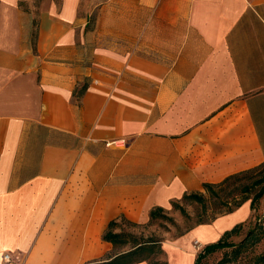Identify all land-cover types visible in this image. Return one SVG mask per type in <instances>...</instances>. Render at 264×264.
<instances>
[{"label":"crops","instance_id":"obj_1","mask_svg":"<svg viewBox=\"0 0 264 264\" xmlns=\"http://www.w3.org/2000/svg\"><path fill=\"white\" fill-rule=\"evenodd\" d=\"M262 163L264 0H0V264L99 260L119 215Z\"/></svg>","mask_w":264,"mask_h":264},{"label":"trees","instance_id":"obj_2","mask_svg":"<svg viewBox=\"0 0 264 264\" xmlns=\"http://www.w3.org/2000/svg\"><path fill=\"white\" fill-rule=\"evenodd\" d=\"M84 90H80V95ZM79 95V96H80ZM264 167V163L260 166L248 171L230 175L217 184H202L204 192L210 197L221 199V195H226L224 204L218 215L213 216L205 223H198L199 226L213 222L217 217L230 214L240 208L245 202L249 201L250 209L254 212L259 200L264 197V176L254 181L251 185L253 188L258 187V190L250 198L246 196L240 198L227 197V191L232 187L234 182L242 175ZM248 188H244V192H248ZM196 203L204 210L206 207V198L203 193H185L179 200L171 202V208L180 211L186 216V212L182 203ZM168 221L172 223V219L167 216L165 210L161 207H154L148 213V223L155 221ZM126 228H136L139 225L127 220L123 215L111 220L106 225L101 239L103 242L111 245L110 253L96 261L88 262L87 264H139L151 260L157 256L163 255L164 250L161 241L153 236L144 237L136 235L132 232L125 231ZM244 223L236 224L232 229L225 231L221 237L214 243L208 244L196 254L193 264H205V260L211 255L221 252L222 257L214 264H264V253L252 254L253 248L264 240V220L255 218L253 226L246 232L245 237L237 244L230 241L233 236L239 235L243 229ZM119 229V231H117ZM242 260V262H241ZM152 263V262H151ZM152 264H167V262H153Z\"/></svg>","mask_w":264,"mask_h":264},{"label":"rangeland","instance_id":"obj_3","mask_svg":"<svg viewBox=\"0 0 264 264\" xmlns=\"http://www.w3.org/2000/svg\"><path fill=\"white\" fill-rule=\"evenodd\" d=\"M264 176V167H260L258 169L252 170L244 175H242L239 179H237L231 188L227 191V197L229 198H240L242 199L246 196L250 198L252 195L258 190V187H252L254 181L258 180ZM244 188H248V192H244ZM203 195L206 198V207L203 210L202 207L196 203H182V206L186 212V216L182 215L180 211L169 209L165 210V213L168 217L172 219V223L168 221H155L152 223H148V218L144 221H132L139 226L136 228H126L122 226L125 231L132 232L136 235H142L144 237L153 236L161 241V245L163 250L166 249V245L175 244L178 239L183 237L186 233H188L194 227H197L193 230L195 233H191L187 236L188 239H185L184 243H182V247L188 250L187 245L190 246L192 251L188 250L190 253L194 252L196 256L202 250V243H205L208 240L217 241L219 239L220 234L224 233V230L232 229L231 227L244 216V213L239 212L237 214H229L226 218L216 223L214 226L206 225L199 226L198 223H205L213 216L218 215L220 213L222 204H224V200L226 195H221V199L210 197L208 193L203 191ZM249 202V201H247ZM249 213H247L245 220L243 221L244 227L240 231L239 235L233 236L230 241L237 244L239 243L246 235V232L249 230L251 226H253L255 218H260L264 220V197H262L257 203L256 209L253 212L250 207H248ZM234 213V212H233ZM242 221H239L240 223ZM231 225V227H230ZM236 225V224H235ZM234 225V226H235ZM119 231V229L117 230ZM192 246V247H191ZM109 250L106 253H110ZM252 254H260L264 253V240H262L259 244H257L253 250ZM187 253L184 258L180 261L178 260L177 264H190L191 259L188 257ZM194 256V257H195ZM222 257V253L218 252L205 260V264H214ZM176 261V256L174 252H170L169 254L164 251L163 255L157 256L151 260V262H167V264H174ZM149 261H145L144 264H152ZM242 262V260H241Z\"/></svg>","mask_w":264,"mask_h":264},{"label":"built area","instance_id":"obj_4","mask_svg":"<svg viewBox=\"0 0 264 264\" xmlns=\"http://www.w3.org/2000/svg\"><path fill=\"white\" fill-rule=\"evenodd\" d=\"M4 259L5 260H8L9 259V256L6 254V255H4Z\"/></svg>","mask_w":264,"mask_h":264}]
</instances>
